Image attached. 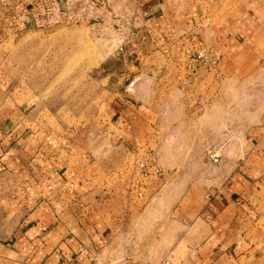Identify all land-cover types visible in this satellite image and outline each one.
<instances>
[{"label": "rangeland", "instance_id": "374dc122", "mask_svg": "<svg viewBox=\"0 0 264 264\" xmlns=\"http://www.w3.org/2000/svg\"><path fill=\"white\" fill-rule=\"evenodd\" d=\"M31 2L38 23L19 21L15 11L0 17V117L41 137L71 136L68 149L81 154L73 159L96 171L122 255L137 261L130 250L137 237L173 230L177 206L195 215L235 174L264 191V33L254 54L228 35L212 33L201 45L198 29L176 58L151 52L123 65L121 38L95 8L66 22L53 14L60 0ZM111 2L119 15L135 16L132 0ZM199 48L207 62L195 58ZM120 101L129 107L125 124L112 116ZM141 161L160 174L141 176Z\"/></svg>", "mask_w": 264, "mask_h": 264}, {"label": "crops", "instance_id": "0c3cea01", "mask_svg": "<svg viewBox=\"0 0 264 264\" xmlns=\"http://www.w3.org/2000/svg\"><path fill=\"white\" fill-rule=\"evenodd\" d=\"M27 1L0 0V17L3 11H15L19 21L35 19L36 7ZM132 3L138 11L134 17L120 14L115 19L111 0H60L53 14L60 21H78L89 18L87 6L95 8L103 17L92 19L99 17L121 41L129 40L138 53L131 57L141 60L160 51L176 58L184 52L181 43L198 29L205 38L200 36L199 44L212 33L223 39L228 35L255 54L257 36L264 33V0ZM4 24L0 20V29ZM115 107L112 116L125 124L129 107L121 101ZM70 137H41L38 130H20L0 117V264H116L123 254L107 219L96 171L82 165L81 158L73 159L81 154L68 149ZM73 140L76 146L77 138ZM185 210L179 205L170 214L173 230L155 229L133 241L130 250L139 263L264 264V191L250 176L235 174L220 194L203 200L195 215L188 217Z\"/></svg>", "mask_w": 264, "mask_h": 264}, {"label": "built area", "instance_id": "2783aa9c", "mask_svg": "<svg viewBox=\"0 0 264 264\" xmlns=\"http://www.w3.org/2000/svg\"><path fill=\"white\" fill-rule=\"evenodd\" d=\"M133 12H134L135 16L138 14L137 9H135V8H134ZM113 17L115 19H119L118 12H115L113 14ZM21 21H23V19H21ZM35 21H36V19H35ZM128 44H129V40H124V41L119 42V44L115 48L116 53L121 55L123 58L136 56L138 54L137 49L133 48V47L132 48L129 47ZM195 58L198 60L207 62L205 48L197 49L195 52ZM211 157L213 158L214 161H217L218 157H220V149L215 150L212 153ZM138 168H139V172H140L141 176H143V177H148L150 175L151 169H152V172L154 174H156V175L160 174V168L159 167L152 166L150 169V167H148V165L144 161H141L138 164ZM83 252H84L83 249L79 250L80 254H83ZM116 263L117 264H141L138 261H135L131 256H129L127 254L122 255Z\"/></svg>", "mask_w": 264, "mask_h": 264}]
</instances>
